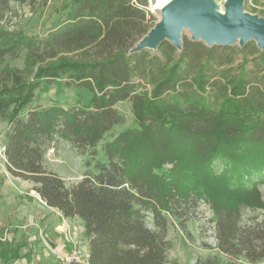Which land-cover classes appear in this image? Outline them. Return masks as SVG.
Segmentation results:
<instances>
[{
  "label": "trees",
  "instance_id": "1",
  "mask_svg": "<svg viewBox=\"0 0 264 264\" xmlns=\"http://www.w3.org/2000/svg\"><path fill=\"white\" fill-rule=\"evenodd\" d=\"M51 1L0 0L9 174L32 184L64 218L83 220L89 264H180L167 256L170 221L187 222L201 201L216 216L224 255L264 260V226L257 219L245 224L242 215L264 211V52L251 43L209 46L192 38H183L182 48L165 40L156 51L138 52L155 20L149 0H71L43 38L16 28L26 9L37 13ZM23 54L25 67L10 68L6 60ZM41 84L86 90L90 104L34 106ZM122 102L132 104L138 126L104 144L105 160L94 171L67 183L48 170L45 156L58 141L95 159L99 144L125 121ZM9 251L0 259L13 264L20 251Z\"/></svg>",
  "mask_w": 264,
  "mask_h": 264
},
{
  "label": "rangeland",
  "instance_id": "2",
  "mask_svg": "<svg viewBox=\"0 0 264 264\" xmlns=\"http://www.w3.org/2000/svg\"><path fill=\"white\" fill-rule=\"evenodd\" d=\"M209 1L214 11L226 15L228 0ZM69 3H71V0H52L47 8L37 13H31L26 9L23 12V18L17 20L16 28L27 36L43 38L61 17L64 6ZM157 7L158 0H149L147 9L155 17L152 22V29L161 22L163 17L162 11L158 10ZM242 10L245 14L263 20L264 0H244ZM194 35V30L191 27H183L182 39H190ZM249 43L257 45L255 40H250ZM235 46L238 48L244 47H241L239 42L232 47ZM260 51L264 52V49H260ZM24 55L16 59L8 58L6 61L10 65L9 67L15 70L23 69L25 67ZM34 96L31 103L34 106L47 108L52 105H62L70 108L89 105L91 93L77 87L58 88L53 85L48 88L47 84H41ZM118 108L125 121L120 126L113 128L104 141L99 144V155L95 159L91 160L89 155L81 156L67 142L58 141L55 146L48 149L45 156L44 162L48 170L57 173L67 183H76L83 179L87 170L94 171L97 161L105 160L104 144L124 130L135 129L138 126L130 102H122ZM8 125L7 120L0 118V241L5 243L4 246H0V254L3 251H5V255L10 254L11 245L12 248H19L21 257L17 262H13L12 257H9L10 263L64 264L63 256L61 259L54 256L53 251H49L45 245V242L52 238L50 220L55 218L54 214H49V210L41 204L42 207L35 204L36 198L33 197L37 192L32 191V184L22 179L13 178L7 171L3 147ZM90 160L93 161L92 167L88 169L87 162ZM224 167H227V165L213 166L218 174L222 173ZM260 189L264 197V184H261ZM242 215L245 224H251L253 220L257 219L264 226V211L252 212L246 209L243 210ZM193 216L187 222L170 221L167 231V241H169L170 246L167 254L169 260L179 261L180 264H205L208 260H214L216 264H252L242 258L241 260L232 259L217 248L214 230L216 216H214L207 202L201 201ZM147 225L152 230L156 228L151 216L147 219ZM70 231L74 233L71 228ZM79 246L87 256L88 253L83 245L80 243ZM0 264H7V262L0 259ZM256 264H264V260L256 262Z\"/></svg>",
  "mask_w": 264,
  "mask_h": 264
},
{
  "label": "water",
  "instance_id": "3",
  "mask_svg": "<svg viewBox=\"0 0 264 264\" xmlns=\"http://www.w3.org/2000/svg\"><path fill=\"white\" fill-rule=\"evenodd\" d=\"M244 0H228L226 15L213 10L209 0H175L164 10L161 22L142 38L136 51L158 50L163 41L182 48L181 32L184 26L194 30L193 40L209 46H245L255 40L264 49V19L242 10Z\"/></svg>",
  "mask_w": 264,
  "mask_h": 264
},
{
  "label": "crops",
  "instance_id": "4",
  "mask_svg": "<svg viewBox=\"0 0 264 264\" xmlns=\"http://www.w3.org/2000/svg\"><path fill=\"white\" fill-rule=\"evenodd\" d=\"M33 198H36V205L47 208V210H49L48 213H52L55 216L54 219L50 220V226L52 228V238L51 240L45 242L47 249L49 251L52 250L54 256H57L59 259H61L62 256L70 253L73 248L77 246L80 247L79 245L81 243L83 245V248L87 251V256L89 257V241L85 234V226L83 220L78 218H64L57 209L48 207L42 201L38 194H36ZM70 228L74 230V233L70 231ZM83 237L84 239H82Z\"/></svg>",
  "mask_w": 264,
  "mask_h": 264
},
{
  "label": "built area",
  "instance_id": "5",
  "mask_svg": "<svg viewBox=\"0 0 264 264\" xmlns=\"http://www.w3.org/2000/svg\"><path fill=\"white\" fill-rule=\"evenodd\" d=\"M64 264H89L88 256L85 255L81 247H75L73 250L62 257Z\"/></svg>",
  "mask_w": 264,
  "mask_h": 264
},
{
  "label": "bare ground",
  "instance_id": "6",
  "mask_svg": "<svg viewBox=\"0 0 264 264\" xmlns=\"http://www.w3.org/2000/svg\"><path fill=\"white\" fill-rule=\"evenodd\" d=\"M175 0H158V10H164L167 8L170 4L174 3Z\"/></svg>",
  "mask_w": 264,
  "mask_h": 264
}]
</instances>
